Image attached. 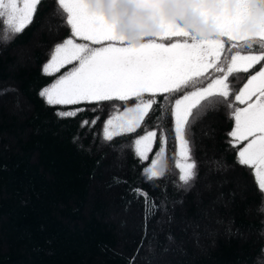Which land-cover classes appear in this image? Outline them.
<instances>
[{"label": "trees", "instance_id": "trees-1", "mask_svg": "<svg viewBox=\"0 0 264 264\" xmlns=\"http://www.w3.org/2000/svg\"><path fill=\"white\" fill-rule=\"evenodd\" d=\"M256 1L264 12V2ZM54 7V0H45L14 42L0 44V264H260L264 213L258 210L252 177H244L246 190L233 182L241 169L233 167L226 143L234 127L231 110L222 108L196 127L199 179L190 191L173 186L177 153L171 148L165 153L167 178L145 182L141 172L148 161L134 158L131 141L119 164L111 142L80 129V120L94 113L58 120L38 97L53 79L41 75V66L69 32L57 30L56 21V33H44ZM234 75L240 77L235 89L246 74ZM105 103L100 114L106 119L120 102ZM102 126L97 123L94 131L100 133ZM74 136L80 137L77 143ZM214 160L230 169L216 171ZM114 176L128 183L114 184ZM134 187L146 190L167 212H146L143 198L130 191Z\"/></svg>", "mask_w": 264, "mask_h": 264}, {"label": "snow or ice", "instance_id": "snow-or-ice-1", "mask_svg": "<svg viewBox=\"0 0 264 264\" xmlns=\"http://www.w3.org/2000/svg\"><path fill=\"white\" fill-rule=\"evenodd\" d=\"M44 3L0 0V44L14 42L34 22ZM54 4L51 15L57 30L62 27L69 32L53 45L49 60L41 66V75L53 79L37 95L52 107L58 120L94 113L91 119L80 120V129L92 132L94 139L99 135L102 141L111 142L109 147L121 156L131 141L134 158L148 161L141 175L150 184L167 178L158 165L171 148L174 154L178 152L171 173L178 180L173 186L188 192L199 179L196 127L222 108L230 109L234 127L226 143L233 151V167L241 169L233 182L246 190L244 177H252L258 210L264 213V22L252 30L243 28L253 17V0H236L235 7L233 0H217L216 9L203 8L202 14L216 29L210 38L180 23L161 21L159 32L143 36L140 44L123 36L118 24L94 7V0H54ZM225 44L230 46L226 49ZM225 51L229 54L223 55ZM239 73L246 74L245 82L234 89L233 82L240 79L234 74ZM129 101L132 106H127ZM105 102H120L119 110L106 119L100 114ZM73 105L77 107H56ZM97 123L103 125L100 133L94 131ZM79 139L74 136L73 143ZM212 163L218 165L216 171L227 168L226 162ZM112 179L114 184L128 183L120 177ZM130 191L135 199L143 198L146 212L151 209L155 215L161 208L167 212L143 188ZM168 240L173 237L169 235Z\"/></svg>", "mask_w": 264, "mask_h": 264}, {"label": "flooded vegetation", "instance_id": "flooded-vegetation-1", "mask_svg": "<svg viewBox=\"0 0 264 264\" xmlns=\"http://www.w3.org/2000/svg\"><path fill=\"white\" fill-rule=\"evenodd\" d=\"M116 2V10L123 12L124 15L134 22L140 31L137 37L128 40L134 44H140L143 36L156 35L159 32L158 24L161 21L170 23H180L185 29L195 32L202 37H212L214 34L203 35L200 32H209V19L202 14L203 8L216 9L218 7L217 0H114ZM260 8L258 2L253 0ZM132 9V10H131ZM262 11L263 15L264 12ZM195 11L201 19L206 21L208 25L195 23L189 14ZM128 19V20H129ZM201 21V22H202ZM200 22V23H201ZM205 25V26H204ZM137 30V31H138ZM212 30V29H211ZM135 31V32H137Z\"/></svg>", "mask_w": 264, "mask_h": 264}, {"label": "rangeland", "instance_id": "rangeland-1", "mask_svg": "<svg viewBox=\"0 0 264 264\" xmlns=\"http://www.w3.org/2000/svg\"><path fill=\"white\" fill-rule=\"evenodd\" d=\"M236 6V0H233V7ZM253 17L251 19H249L243 26L245 31L248 30H252L256 27L257 23L259 22H264V15L262 13V11L260 10V8L255 4V2L253 1ZM94 7L98 10L101 11L103 14H105L108 19L114 23L118 24L119 27V31L121 32V34L123 36H125L127 39L129 38H133V37H137V34L140 33V29L138 30L137 26L134 25V22L127 18L123 12H118L116 10V2L114 0H94ZM132 10V9H131ZM189 14L191 15L192 19H194L195 23L198 24H205L208 25V23L203 22L201 19H203V16H198V18H196L197 14L195 11H190ZM51 20L49 22H47L45 24V26L43 27V31L45 34H47L48 36H52L53 34L56 33V20L52 17L51 15ZM129 19V20H128ZM202 21V22H201ZM201 22V23H200ZM204 25V26H205ZM209 32H200L203 35H207V34H216V29L215 27L209 23ZM212 29V30H211ZM138 30V31H137ZM137 31V32H135ZM68 67H71V65H68ZM177 156H178V152H177ZM126 158V156L123 154L122 156L120 154H118L116 156V159L119 160L118 163L122 164V162L124 161V159ZM165 156L163 158V160L161 161V163L158 165V170L163 173L164 169H165ZM227 169L229 170L230 168L227 167ZM178 205V204H177ZM174 206H176V204H174Z\"/></svg>", "mask_w": 264, "mask_h": 264}]
</instances>
